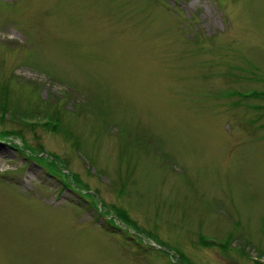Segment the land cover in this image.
I'll return each instance as SVG.
<instances>
[{
	"label": "rangeland",
	"instance_id": "374dc122",
	"mask_svg": "<svg viewBox=\"0 0 264 264\" xmlns=\"http://www.w3.org/2000/svg\"><path fill=\"white\" fill-rule=\"evenodd\" d=\"M4 119L0 264H264V0H0Z\"/></svg>",
	"mask_w": 264,
	"mask_h": 264
},
{
	"label": "trees",
	"instance_id": "16d2710c",
	"mask_svg": "<svg viewBox=\"0 0 264 264\" xmlns=\"http://www.w3.org/2000/svg\"><path fill=\"white\" fill-rule=\"evenodd\" d=\"M8 121H6V119H4V120H0V123H2V125L3 124H6ZM18 136H23V131L21 130L20 132L18 131ZM0 135H2V136H4V137H2V138H10L11 136H13V135H16V133H11V132H9V130H5V131H3V132H1L0 133ZM117 212H118V219L121 221V220H123V221H125V222H127L128 224L129 223H131L130 221H129V219H128V215H127V213L125 212V211H122V210H116ZM100 216H104V217H107L106 216V213H100L99 214ZM107 222H110L111 224H113L112 222H114V220H109V219H107ZM134 225H132V224H129V225H131V226H133L134 228H136V224L135 223H133ZM113 225H116L115 224V222H114V224ZM114 227V226H113ZM122 230V229H121ZM123 232H126L127 233V230H123ZM118 234V233H117ZM205 246H208L207 244H204Z\"/></svg>",
	"mask_w": 264,
	"mask_h": 264
}]
</instances>
